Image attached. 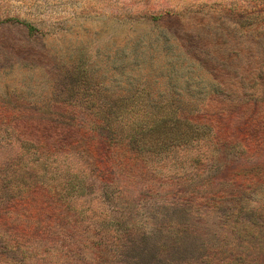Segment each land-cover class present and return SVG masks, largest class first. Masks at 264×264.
I'll use <instances>...</instances> for the list:
<instances>
[{
    "label": "rangeland",
    "instance_id": "rangeland-1",
    "mask_svg": "<svg viewBox=\"0 0 264 264\" xmlns=\"http://www.w3.org/2000/svg\"><path fill=\"white\" fill-rule=\"evenodd\" d=\"M64 97L91 136L42 163L2 120ZM222 112L264 116V0H0V264H264V145ZM112 116L142 151L104 166Z\"/></svg>",
    "mask_w": 264,
    "mask_h": 264
},
{
    "label": "trees",
    "instance_id": "trees-1",
    "mask_svg": "<svg viewBox=\"0 0 264 264\" xmlns=\"http://www.w3.org/2000/svg\"><path fill=\"white\" fill-rule=\"evenodd\" d=\"M26 28L29 35H32L36 32V29L29 24H26ZM68 101L69 99L64 97L62 101L59 100L56 102L46 113L36 110L31 106H26L22 110L20 109L18 111L15 109L11 112L12 114L10 112L7 114L9 119H6V117L2 121L5 126L9 123L8 126H11L9 131L13 137H15L17 143L22 146L26 145L28 149L35 152L37 159L44 163L47 162V160H52V158L58 153L66 151V148L68 149L73 144L80 143V139L82 137L81 135L85 136L84 134L86 132L83 130L81 131V126L76 123L77 116L74 114L71 117L69 116L73 113L74 109L70 108ZM210 112L211 109L208 108L205 117H202L200 120H194L193 118H190V121L198 124V127L200 125V127H208V129L214 131L215 135L219 136L218 131H220V128L215 125L216 121ZM236 112H231L232 114L230 113L229 115L224 114L223 112L221 115H217L215 113L216 119H219L221 123H223V126L227 125L226 128L229 132H231V134L226 133V138L228 137L229 139L228 143H232L233 141H236V139L243 138L249 142L256 141L258 145L263 146L264 116L261 115L249 119L248 121L243 122V126H241L240 123L242 120H240L239 128L233 132L230 125L232 124L233 117L238 118V116L235 115ZM107 121L111 122L107 130H110L112 136L110 135V140L104 145V151H101L102 155H100V158L102 162H104V166H107L109 163L110 155L108 154V151L111 148H118V145L120 147L116 151L120 153L124 150V155L125 157L127 156V160L132 157H138L142 151V147L139 144V139H142L143 135L141 136L140 132H138V134L134 132L123 144L120 141V138H118V136L115 135L116 133L113 131V128L116 126V120L114 119V116L106 118L103 122H101V127H103L104 130L109 124ZM88 129L89 128L86 127L87 131ZM90 136L91 135H86L85 137L90 138ZM176 138H180L177 140L182 144L183 135H180V133H175V139ZM238 142H240V140H238ZM177 144L179 145V143Z\"/></svg>",
    "mask_w": 264,
    "mask_h": 264
}]
</instances>
